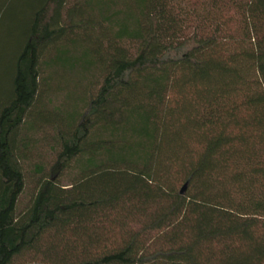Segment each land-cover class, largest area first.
Here are the masks:
<instances>
[{"label":"trees","instance_id":"obj_1","mask_svg":"<svg viewBox=\"0 0 264 264\" xmlns=\"http://www.w3.org/2000/svg\"><path fill=\"white\" fill-rule=\"evenodd\" d=\"M26 5L0 58V264H264V0Z\"/></svg>","mask_w":264,"mask_h":264},{"label":"rangeland","instance_id":"obj_2","mask_svg":"<svg viewBox=\"0 0 264 264\" xmlns=\"http://www.w3.org/2000/svg\"><path fill=\"white\" fill-rule=\"evenodd\" d=\"M28 0H0V5L1 3H3V6L4 7H0V15L3 14L4 12H6L5 14H7V16H9V20L7 23H5V26H3L1 29H0V33H2V35H5L6 32L8 30H11V35L10 37L7 39L8 41V46L5 47V46H1L0 45V58H2L4 64L7 63V58L8 56L12 53L11 49H9V44L10 42L13 40V38H15L16 35H13V32H15L16 30V23L14 22V19L16 18H22L23 16H26L27 13L29 12L27 10V5H26V2ZM6 6V7H5ZM16 33V32H15ZM37 110V109H36ZM36 113V112H35ZM42 136H40L39 134L35 135L34 136V141H38L41 139ZM33 141V143H35ZM41 142V141H40ZM32 144V143H31ZM39 147H33L32 145H30V151H29V161H28V164L25 166L26 167V175H28V179H31L32 177V170H33V163H38L40 161V159L38 157H41V151L39 150ZM50 149L48 147L45 148V151L44 153L46 154V156H48V151ZM47 161V160H45ZM47 169L49 171V166H50V163H49V160L47 161ZM52 178H56L55 174H53L51 176ZM27 186V190L29 188V184L26 185ZM27 193H23L20 197V200H19V206L21 207L24 203L27 202V195H25ZM23 260V259H21ZM29 262H26V264H32L31 261L29 259H27ZM26 260V261H27ZM15 264H25L24 262H21L20 260H16Z\"/></svg>","mask_w":264,"mask_h":264},{"label":"water","instance_id":"obj_3","mask_svg":"<svg viewBox=\"0 0 264 264\" xmlns=\"http://www.w3.org/2000/svg\"><path fill=\"white\" fill-rule=\"evenodd\" d=\"M187 186H188V184L185 183V184L183 185V187L181 188V193H182V194L186 191Z\"/></svg>","mask_w":264,"mask_h":264}]
</instances>
